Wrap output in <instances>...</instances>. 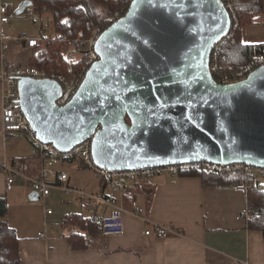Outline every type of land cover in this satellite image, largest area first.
I'll use <instances>...</instances> for the list:
<instances>
[{
  "label": "water",
  "instance_id": "1",
  "mask_svg": "<svg viewBox=\"0 0 264 264\" xmlns=\"http://www.w3.org/2000/svg\"><path fill=\"white\" fill-rule=\"evenodd\" d=\"M229 28L221 0H131L99 35V58L72 100L56 106L58 84L22 78V109L36 136L61 150L92 135L95 163L107 169L197 160L264 166V65L228 84L209 71Z\"/></svg>",
  "mask_w": 264,
  "mask_h": 264
},
{
  "label": "crops",
  "instance_id": "2",
  "mask_svg": "<svg viewBox=\"0 0 264 264\" xmlns=\"http://www.w3.org/2000/svg\"><path fill=\"white\" fill-rule=\"evenodd\" d=\"M8 22L0 23V31ZM22 47L29 53L26 61L7 60L10 64L28 63L33 48L27 47L25 40ZM1 97L0 83V113ZM30 149V140L16 131H3L0 120V160L17 163L24 173L33 175L41 162L31 158ZM135 182H139V187L133 186L123 196L99 185V191L116 197L125 207L124 231L119 235L97 231L91 236L90 246L82 249L71 248L70 228L63 223L72 212H81L86 217L80 203L74 200L80 207L64 211L57 221L54 207L49 214L45 211L57 203L60 194L69 193L52 189L40 202V209L31 203L41 198L31 197L29 207L37 213L32 220L26 218L32 213L26 217L21 213L22 220L17 223L20 234L11 225L8 210L0 220H5L19 237L20 264H264L263 233L248 229L246 220L240 218V212L247 207L246 193L236 190L234 185H203L199 176L186 175H161L152 184ZM67 184L73 187L69 176ZM25 186L21 178H16L13 188L6 190L5 175L0 172V198L5 199L7 206L26 203ZM138 206L143 208L148 224L168 227L172 230L170 235L161 240L144 235L147 222L133 212ZM107 212L106 207L100 206L97 215ZM41 232L45 237L39 236Z\"/></svg>",
  "mask_w": 264,
  "mask_h": 264
},
{
  "label": "built area",
  "instance_id": "3",
  "mask_svg": "<svg viewBox=\"0 0 264 264\" xmlns=\"http://www.w3.org/2000/svg\"><path fill=\"white\" fill-rule=\"evenodd\" d=\"M227 10L230 19V28L228 35L239 26L240 14L235 9L234 0H221ZM27 16L30 15L28 10H24ZM9 9L6 5L0 4V23L9 21ZM117 18H109L106 28L110 26ZM103 29L96 28L87 39H72L69 47L73 50L85 49L86 59L82 67L81 73L70 79L64 75H55L54 73L47 75L46 71L41 68L28 65H12L7 61V51L9 44L4 41V36H0V83L2 84L1 97V113L0 120L3 131H17L21 136L31 140L30 154H38L41 157L39 170L28 175L24 173L17 163H8L0 160V172L5 175V189L13 188L16 178H21L31 192L38 195V198H45L50 194L52 189H58L63 193L74 195V200L80 203L81 207L86 210V218H92L94 223L101 227L104 235H119L124 231V213L126 211L122 203L114 196L99 192H88L86 190L69 186L67 184L68 175L61 166L69 165L73 161H77L84 168L91 169L97 176L105 182V187L111 191L117 192L123 196L128 186L135 181H141L145 184H152L155 177L161 175L181 176L183 173L192 169L204 168L214 172L240 171L250 182H239L234 185L235 189L247 193L254 184H259L264 192V166L252 165L245 162H211V161H184L172 162L159 165H149L140 168L130 169H107L95 163L92 152L93 136L83 139L81 142L69 149L61 150L51 143H44L35 134L27 117L22 109L21 97L18 89V82L22 78H31L40 80L48 78L53 80L60 87V94L54 100L56 106H63L70 102L75 96L86 72L90 66L98 60L96 51V43ZM48 36L45 30L40 31L38 38H24L26 46L35 48L44 37ZM13 40V39H9ZM264 65V52L257 54L252 63L248 64L242 70L235 74L218 75L215 79L218 83L228 84L231 82L244 79L254 69ZM214 66L209 64V71L213 75ZM214 77V76H213ZM100 206L108 209V212L97 215ZM47 214L51 213V209L45 210ZM134 213L140 214L147 222L145 224L143 234L154 235L157 239H165L171 229L165 226L148 224V220L144 215L143 208L138 206L134 208ZM247 207L240 212V218H247ZM84 215V214H83ZM40 237H45V233L41 232Z\"/></svg>",
  "mask_w": 264,
  "mask_h": 264
},
{
  "label": "trees",
  "instance_id": "4",
  "mask_svg": "<svg viewBox=\"0 0 264 264\" xmlns=\"http://www.w3.org/2000/svg\"><path fill=\"white\" fill-rule=\"evenodd\" d=\"M29 1L37 13L51 15L52 31L33 48L28 65L43 69L47 75L54 73L70 79L81 73L86 59V53L81 49H78L81 55L76 60L67 52L66 47H69L70 40L87 39L96 28L104 30L108 19L122 16L131 2V0ZM234 4L240 14V23L231 35L213 46L210 65L214 66L212 72L214 79H217L218 75L235 74L252 63L257 54L264 52V42L244 43L241 38L242 27L249 25L253 17L264 12V0H234ZM31 158L41 162L38 154L31 155ZM183 175L199 176L203 185L251 183V179H246L240 171L214 172L200 168L192 169ZM97 178L101 188L105 187V182ZM138 185L139 182L129 185L125 195L130 193L133 186L139 187ZM246 199L248 213L246 226L248 229L262 231L264 237V192L259 184L255 183L246 193ZM7 211L5 199L0 198V219L6 216ZM63 223L70 228L68 241L72 249L90 246L92 234L101 232L100 225L94 223L92 218L83 217L81 212L67 214ZM18 241L19 237L14 229L5 220H0V264H20Z\"/></svg>",
  "mask_w": 264,
  "mask_h": 264
},
{
  "label": "rangeland",
  "instance_id": "5",
  "mask_svg": "<svg viewBox=\"0 0 264 264\" xmlns=\"http://www.w3.org/2000/svg\"><path fill=\"white\" fill-rule=\"evenodd\" d=\"M2 3L9 8V22L5 24L1 29V35L4 36V41L9 44V49L7 51V60L14 62L24 63L28 57V50L22 47V42L24 38H29L33 36L38 38L40 31L43 29L47 32L48 36L52 31V19L51 15L48 13L39 14L33 8L32 5H28L26 9L30 12L27 16L25 12L16 13V10L20 6L22 0H1ZM13 40H9V39ZM241 38L244 43H259L264 42V12L253 17L252 22L249 25L242 27ZM67 52L78 59L81 53L78 50H73L70 47H66ZM85 51L84 48L81 51ZM32 56V53L29 55ZM29 57V58H30ZM29 62V60H28ZM26 141V139H24ZM27 142V141H26ZM64 169L67 175L71 179L73 187L86 190L88 192H98L99 191V179L97 174H95L91 169L86 167L82 168L79 166L77 161L69 163V165H64ZM26 188V189H25ZM24 196L26 203L22 204H8V210L10 215V223L16 227V231L20 234L17 223L22 220L21 213H24V217L28 220H32L33 216L36 215L37 211L33 207H29V203L32 202L29 198L31 190L28 186H25ZM42 199L32 202L36 206V209H40L39 206L42 203ZM41 202V203H40ZM64 205V206H63ZM55 209L56 220L58 217L64 214V211L72 212L76 209L78 204L74 201V195L70 194L65 196L60 194L58 201L50 209ZM63 207L65 210H63ZM34 214V215H33Z\"/></svg>",
  "mask_w": 264,
  "mask_h": 264
}]
</instances>
